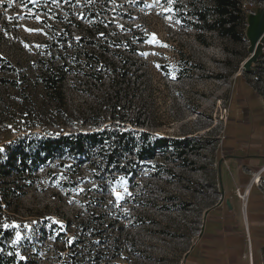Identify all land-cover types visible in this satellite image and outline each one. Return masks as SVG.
Instances as JSON below:
<instances>
[{"label":"rangeland","instance_id":"rangeland-1","mask_svg":"<svg viewBox=\"0 0 264 264\" xmlns=\"http://www.w3.org/2000/svg\"><path fill=\"white\" fill-rule=\"evenodd\" d=\"M238 1L245 15L240 41L197 27L202 22L193 13L209 9L212 0H0L6 3L0 7L2 54L33 81L38 59L52 45L53 25L80 19L86 7L108 11L105 17L119 34L139 47L133 57L142 65L146 89L145 126L135 127L138 133L193 139L182 155H158L134 176L109 179L105 187L89 167L67 180L52 160L41 166L20 199L0 202V230L11 231L9 247L23 264H65L70 243L98 214L110 223V245L119 239L110 264H185L207 221L235 199L244 205L242 163L228 124L232 104L245 88L264 100V0ZM71 79L64 89L66 105L54 107L37 89L35 119L44 125L38 130L95 129L89 124L92 98ZM20 133L0 134V156ZM261 170L255 177L264 187Z\"/></svg>","mask_w":264,"mask_h":264},{"label":"trees","instance_id":"trees-1","mask_svg":"<svg viewBox=\"0 0 264 264\" xmlns=\"http://www.w3.org/2000/svg\"><path fill=\"white\" fill-rule=\"evenodd\" d=\"M86 8L80 19L73 16L64 26L61 22L52 26V45L37 61L35 81L5 57L0 47V134L22 132L6 143L0 156V202L7 205L34 185L38 170L51 160L67 180L89 167L105 187L109 179L134 176L158 155H182L193 146L191 137L161 136L145 129L138 133L135 127L145 126L141 104L146 89L142 65L133 57L139 47L119 34L105 17L108 11ZM193 14L202 22L197 27L243 40L245 15L238 0H212L209 9ZM70 77L86 87L84 92L92 98L89 124L95 129L38 130L44 125L35 119L37 89L41 87L54 107L66 105L64 89ZM105 220L104 214L89 217L81 235L70 243L65 264H110L111 250L119 247V239L114 247L110 245V223L105 225ZM0 234V264H23L9 247L11 231L0 230ZM63 236L59 232L55 240L60 242Z\"/></svg>","mask_w":264,"mask_h":264},{"label":"crops","instance_id":"crops-1","mask_svg":"<svg viewBox=\"0 0 264 264\" xmlns=\"http://www.w3.org/2000/svg\"><path fill=\"white\" fill-rule=\"evenodd\" d=\"M228 132L242 163L239 189L249 193L243 206L235 199L220 217L207 221L185 264H264V187L254 181L257 171L264 168V100L260 95L245 88L236 96Z\"/></svg>","mask_w":264,"mask_h":264},{"label":"built area","instance_id":"built-area-1","mask_svg":"<svg viewBox=\"0 0 264 264\" xmlns=\"http://www.w3.org/2000/svg\"><path fill=\"white\" fill-rule=\"evenodd\" d=\"M259 178H261V177H259ZM254 181H255L256 184H257V183H258V177H255V178H254ZM248 193H249V191L246 190V191H245V194H244V196H243L244 199H246V196H247Z\"/></svg>","mask_w":264,"mask_h":264},{"label":"snow or ice","instance_id":"snow-or-ice-1","mask_svg":"<svg viewBox=\"0 0 264 264\" xmlns=\"http://www.w3.org/2000/svg\"><path fill=\"white\" fill-rule=\"evenodd\" d=\"M37 19H39V17H37ZM116 195H117L118 198H121L118 193ZM18 238H19V235H18Z\"/></svg>","mask_w":264,"mask_h":264},{"label":"bare ground","instance_id":"bare-ground-1","mask_svg":"<svg viewBox=\"0 0 264 264\" xmlns=\"http://www.w3.org/2000/svg\"><path fill=\"white\" fill-rule=\"evenodd\" d=\"M258 181H260V178H258Z\"/></svg>","mask_w":264,"mask_h":264}]
</instances>
